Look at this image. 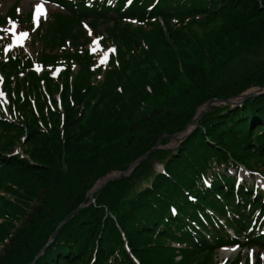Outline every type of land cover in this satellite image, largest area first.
Returning a JSON list of instances; mask_svg holds the SVG:
<instances>
[{
    "label": "trees",
    "instance_id": "16d2710c",
    "mask_svg": "<svg viewBox=\"0 0 264 264\" xmlns=\"http://www.w3.org/2000/svg\"><path fill=\"white\" fill-rule=\"evenodd\" d=\"M44 1L39 26L0 12V264H33L83 203L35 264H215L235 246L231 264H264V189L239 181L264 178V96L168 147L210 100L264 88V60L241 68L264 54V0Z\"/></svg>",
    "mask_w": 264,
    "mask_h": 264
},
{
    "label": "water",
    "instance_id": "95a60500",
    "mask_svg": "<svg viewBox=\"0 0 264 264\" xmlns=\"http://www.w3.org/2000/svg\"><path fill=\"white\" fill-rule=\"evenodd\" d=\"M264 94V89H260V88H255V89H251L247 92H245L244 94H242L241 96L235 98V99H231V100H227V101H220V100H212L211 102H208L207 104L201 106L198 111H197V116H195V118L193 119V121L191 122V124L182 132L179 134H176L174 136H171V143L169 144V148H176L178 145H180L181 142H183L188 136L189 134L192 132L193 129H195L200 121V119L208 112H210L211 107L215 106L217 104H221L224 106H231V107H238L241 106L246 100L250 99V98H254L260 95ZM196 123V125L194 124ZM195 125V126H194ZM165 136H162L160 141L155 145V147H153L146 155H144L143 157H141L140 159H138L136 162H134L133 164H131L127 171L125 172H112L110 174H108L106 177L102 178L101 180H99L95 186L93 187V189L91 190L90 194L88 195V198H92L96 193H99L101 190L104 189V187L110 183V182H114L116 180H119L120 178L123 177H128L131 175L132 171L138 167L140 164H142L143 162H145L150 155L158 150H161L163 147L161 142L163 140ZM84 206H81L79 209L75 210L68 218H66L57 228V231L61 228V226H63L70 217H72L73 215H75L81 208H83ZM56 231V233H57ZM56 235V234H55ZM43 252V251H42ZM42 252L40 254H42ZM40 256V255H38ZM38 258V257H37Z\"/></svg>",
    "mask_w": 264,
    "mask_h": 264
},
{
    "label": "rangeland",
    "instance_id": "374dc122",
    "mask_svg": "<svg viewBox=\"0 0 264 264\" xmlns=\"http://www.w3.org/2000/svg\"><path fill=\"white\" fill-rule=\"evenodd\" d=\"M38 0H0V12L3 14V15H6L7 13H8V11L15 5V4H17V3H19L20 4V11L21 12H23L24 14H29V13H34L35 12V7H36V5L37 4H40V5H42L43 6V8L45 9V15L44 16H41V17H38V18H40V19H43V18H45L47 15H49V14H51V13H54V12H56V10H57V7L55 6V5H53V4H49V3H40V2H37ZM16 29H17V24H15V23H12L11 24V26L10 27H8V30L11 32V33H13V32H16ZM264 55V54H263ZM263 55H261V56H259V57H257L256 55H252L251 56V58L250 59H246V61L248 62V64H243V65H241V66H243V67H241L242 69H245L246 67H248V68H250V69H252V70H254L256 67H252L251 65L252 64H255L256 63V65L261 61V60H264V57H263ZM244 59V58H243ZM243 59H240V60H243ZM249 62H252V63H249ZM255 88H260V87H253V88H251V89H255ZM251 89H249V90H251ZM260 89H264V88H260ZM248 90V91H249ZM241 96V95H240ZM262 96V95H261ZM263 96H264V94H263ZM239 97V96H238ZM235 98H237V97H235ZM235 98H231V99H235ZM231 99H228V100H231ZM212 100H219V99H212ZM212 100H210L209 102H211ZM220 101H227V100H220ZM208 103V102H207ZM206 103V104H207ZM221 104H217V105H215V106H220ZM214 106H212L211 107V109L213 108ZM231 107V106H230ZM239 107V106H238ZM198 111V110H197ZM196 114H197V112H196ZM195 116H197V115H195ZM195 118V117H194ZM193 121V120H192ZM191 124V123H190ZM195 125H196V123H194ZM199 124V123H198ZM194 125V126H195ZM197 127H198V125H197ZM196 127V128H197ZM195 128V129H196ZM195 129H193L192 130V132L195 130ZM191 132V133H192ZM191 133L189 134V136L191 135ZM188 136V137H189ZM187 137V138H188ZM186 138V139H187ZM161 139V138H160ZM160 139H159V141H160ZM185 139V140H186ZM184 140V141H185ZM158 141V142H159ZM183 141V142H184ZM157 142V143H158ZM183 142H181L180 143V145L183 143ZM162 143V142H161ZM180 145H178L177 147H179ZM26 147V146H25ZM155 147V146H154ZM20 148H17V150H16V153H19V150ZM141 165V164H140ZM157 166V169L159 170V171H162V166L161 165H159V164H157L156 165ZM137 168V167H136ZM135 168V169H136ZM134 169V170H135ZM133 170V171H134ZM127 171V170H126ZM133 171H132V173H133ZM131 173V174H132ZM131 176V175H130ZM130 176H128V177H130ZM123 178H125V177H123ZM120 179H122V178H120ZM241 180L242 181H249L250 183H253V182H256V183H258L259 185H261V187L262 188H264V181L261 179V178H254V179H252L250 176H249V174L248 173H242L241 174ZM117 181V180H116ZM90 194V193H89ZM88 194V195H89ZM93 198V197H92ZM92 198H88V196L86 197V201L88 200V199H90V201H91V199ZM88 204L89 203H83V204H81L78 208H76L75 210H77V209H79L81 206H84V207H86V206H88ZM83 207V208H84ZM83 208H81V209H83ZM80 209V210H81ZM74 210V211H75ZM79 210V211H80ZM73 211V212H74ZM78 211V212H79ZM72 212V213H73ZM77 212V213H78ZM71 213V214H72ZM76 213V214H77ZM70 214V215H71ZM75 214V215H76ZM69 215V216H70ZM75 215H73V216H75ZM68 216V217H69ZM72 216V217H73ZM68 217H66V218H68ZM71 218V217H70ZM69 218V219H70ZM65 220V219H64ZM67 223V222H66ZM65 223V224H66ZM61 224V223H60ZM59 224V225H60ZM62 227V226H61ZM58 228V227H57ZM56 231H57V229H56ZM56 231L54 232V234H53V236H52V238L50 239V241H49V243L41 250V252H42V254H38V255H40V256H38V258H37V260L39 259V257H41L43 254H44V252H45V250L53 243V241H54V239H55V237L57 236V233H58V231H57V233H56ZM56 234V235H55ZM227 249H224V250H222L221 251V253H219V255H218V259H217V261L215 262V264H229L230 262H232V261H234L235 260V258H236V256H237V254L239 253V250L237 251V253L236 254H234L232 257H230V258H227V257H225L224 256V252L226 251ZM258 251V249H254V250H251V254L253 255V256H256V255H254V253L255 252H257ZM249 254V253H248ZM263 255H264V251H263ZM36 260V261H37ZM36 261L33 263V264H35L36 263Z\"/></svg>",
    "mask_w": 264,
    "mask_h": 264
},
{
    "label": "snow or ice",
    "instance_id": "6c2138e0",
    "mask_svg": "<svg viewBox=\"0 0 264 264\" xmlns=\"http://www.w3.org/2000/svg\"><path fill=\"white\" fill-rule=\"evenodd\" d=\"M35 13H36V15L33 16V22H35L37 20V17H41V16H44L46 14L45 13V9L40 4H37L36 5V7H35ZM85 27H87V26H85ZM26 36H27V33L26 32H22L20 34V36H18V37L15 36V32H13V37H14L13 44L19 45L21 43V41H23L25 39ZM93 43H96V41H93ZM101 62L103 63L104 61L102 60ZM261 258L264 259V256H262ZM249 259H251V252H249Z\"/></svg>",
    "mask_w": 264,
    "mask_h": 264
},
{
    "label": "bare ground",
    "instance_id": "6f19581e",
    "mask_svg": "<svg viewBox=\"0 0 264 264\" xmlns=\"http://www.w3.org/2000/svg\"><path fill=\"white\" fill-rule=\"evenodd\" d=\"M236 253H237V250L227 249L223 254H224L225 257L230 258Z\"/></svg>",
    "mask_w": 264,
    "mask_h": 264
}]
</instances>
